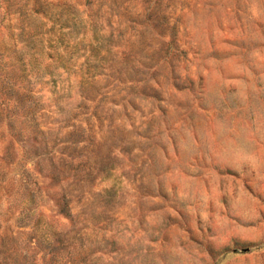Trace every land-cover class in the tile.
<instances>
[{"label":"rangeland","instance_id":"obj_1","mask_svg":"<svg viewBox=\"0 0 264 264\" xmlns=\"http://www.w3.org/2000/svg\"><path fill=\"white\" fill-rule=\"evenodd\" d=\"M0 264H264V0H0Z\"/></svg>","mask_w":264,"mask_h":264}]
</instances>
